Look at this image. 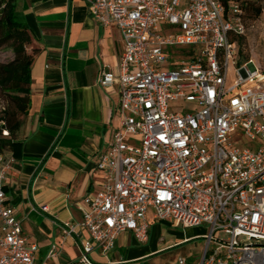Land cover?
Here are the masks:
<instances>
[{
	"label": "built area",
	"instance_id": "2783aa9c",
	"mask_svg": "<svg viewBox=\"0 0 264 264\" xmlns=\"http://www.w3.org/2000/svg\"><path fill=\"white\" fill-rule=\"evenodd\" d=\"M85 1L125 47L118 73L99 78L104 88L118 86L120 123L96 166L101 190L84 198L80 222L66 224L64 235L81 239L70 264H95L91 254L112 251L127 231L146 243L151 219L206 226L198 264H264V74L238 65L242 8L227 10L222 0ZM12 162L0 155V264H36L38 248L6 203Z\"/></svg>",
	"mask_w": 264,
	"mask_h": 264
},
{
	"label": "crops",
	"instance_id": "0c3cea01",
	"mask_svg": "<svg viewBox=\"0 0 264 264\" xmlns=\"http://www.w3.org/2000/svg\"><path fill=\"white\" fill-rule=\"evenodd\" d=\"M16 11L31 33L27 51L36 55L30 111L16 133L20 145L16 154H5L13 160L6 203L15 209L23 235L38 248L36 264H70L81 255V239L74 233L65 236L66 224L80 222L84 198L101 190L103 177L96 166L120 123L118 86L104 88L99 78L104 70L118 73L125 45L117 28L102 26L89 14L85 0H16ZM161 224L167 223L150 220L146 243L127 231L112 251L103 254L97 248L91 259L95 264H145L197 236L205 241L208 233L206 226L172 227L188 233L166 241ZM88 235L82 230L83 239ZM53 246L57 254L50 256ZM203 251L195 258L179 254L171 264L179 258L198 264Z\"/></svg>",
	"mask_w": 264,
	"mask_h": 264
},
{
	"label": "trees",
	"instance_id": "16d2710c",
	"mask_svg": "<svg viewBox=\"0 0 264 264\" xmlns=\"http://www.w3.org/2000/svg\"><path fill=\"white\" fill-rule=\"evenodd\" d=\"M222 1L227 10L238 4L243 15L251 19L259 18L263 11L260 0ZM31 41V33L16 11V0H0V51L12 53V59L0 62V155L11 151L16 154L20 145L16 142V133L30 111V84L36 55L27 51ZM243 64L239 60L238 65Z\"/></svg>",
	"mask_w": 264,
	"mask_h": 264
},
{
	"label": "rangeland",
	"instance_id": "374dc122",
	"mask_svg": "<svg viewBox=\"0 0 264 264\" xmlns=\"http://www.w3.org/2000/svg\"><path fill=\"white\" fill-rule=\"evenodd\" d=\"M259 3L263 7L261 16L257 19H251L250 17L243 15L246 31L242 36V39L240 38L237 41L240 50L239 60L244 62L243 65H247L252 70L257 69L260 73L264 74V0H260ZM10 59H12V53L9 50L0 51V62H7ZM231 77L233 76L231 75ZM184 109L185 110H182V112L187 110V108ZM172 111H179V109L173 105ZM160 226L162 236L166 241L169 239H176L178 233H188V230H182V228H172L167 224H161ZM202 233L203 231L190 232V235L192 234L197 236ZM172 234L174 237H172ZM204 245L205 241L201 238V236H197L189 242L180 244L174 249L153 257L145 264H171L173 259L179 254L187 256V254L191 253L195 258L199 256Z\"/></svg>",
	"mask_w": 264,
	"mask_h": 264
}]
</instances>
